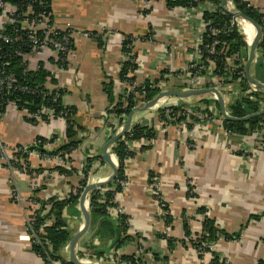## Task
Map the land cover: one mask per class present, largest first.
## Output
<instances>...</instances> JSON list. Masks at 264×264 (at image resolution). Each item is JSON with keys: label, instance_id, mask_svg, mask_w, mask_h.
I'll return each instance as SVG.
<instances>
[{"label": "crops", "instance_id": "crops-1", "mask_svg": "<svg viewBox=\"0 0 264 264\" xmlns=\"http://www.w3.org/2000/svg\"><path fill=\"white\" fill-rule=\"evenodd\" d=\"M246 1L264 9V0ZM143 5V0H51L55 22L63 29L77 32L67 68H59L53 57L44 65L64 90L62 103L76 108L74 130L80 144L70 154L71 167L81 170L88 158H97L87 185L105 181L113 173L110 165L98 158H102L105 144L115 135L109 126L113 116L107 110L113 105L106 84L114 82L113 94L118 99L122 88L113 76L123 59L124 38L132 37L133 50L141 55L138 73L134 75L136 81L160 79L161 83L170 78L169 86L175 84L178 90L186 86L182 71L193 59L190 46L203 30L200 13L177 7L178 14H174L166 4L157 1L151 3L152 16L146 17ZM88 31L97 32L101 40L80 34ZM246 43L249 47L247 40ZM248 51L249 48L244 53L245 60ZM261 57L257 49V60L250 71L264 84V72L260 73L262 77L253 73L254 66L264 68ZM170 63L178 71L177 76L167 74ZM48 82L53 83L51 76ZM229 94L225 99L228 114L230 106L242 96L240 84L236 83ZM211 95L186 98V102H215ZM203 102L208 110L222 114L220 105L217 108L215 103ZM173 103L175 99L168 102ZM161 104L135 114L132 121V126L154 129L156 138L125 141L129 156L124 161V175L129 185L116 201L127 217V236L133 239L118 248L121 255L129 258L141 248L145 264H200L199 256L187 241L185 223L191 236L199 234L204 225L199 210L204 208L219 229L240 234L236 240H218L215 251L222 258L230 264H264V123L257 133L250 135H228L224 126L215 122L199 125L195 121L191 128L182 130L158 122L155 116ZM260 104L263 108L264 102ZM28 117L25 110L8 107L0 119V140L13 148L31 146L42 138L50 140L53 151L69 143L65 118L34 124ZM114 159L118 162L117 156ZM29 163L32 169H42L34 178L22 171H12L0 161V264H43L32 250L26 231V211L31 208L26 200H64L79 185L78 176L66 177L55 171V159L32 154ZM155 179L160 197L170 208L171 224L166 223V211L160 209L152 193ZM188 180L192 181L191 195L197 197L188 194ZM14 189L22 202L12 198ZM108 212L118 222L120 217L113 207ZM64 217L74 237L84 225L80 198L65 210ZM99 223L92 221L91 216V226L76 246L80 257H99L116 248L118 238L120 241L119 233L100 238ZM70 241L61 250L66 260Z\"/></svg>", "mask_w": 264, "mask_h": 264}, {"label": "built area", "instance_id": "built-area-1", "mask_svg": "<svg viewBox=\"0 0 264 264\" xmlns=\"http://www.w3.org/2000/svg\"><path fill=\"white\" fill-rule=\"evenodd\" d=\"M157 1H161L166 4L170 12L178 14L177 7H169L167 4V0H143V9L146 17L149 15L150 17L152 16L150 13L151 3ZM191 1L198 2L199 0ZM250 6L252 5L249 3V7ZM218 8H220V5L218 6L210 1L201 2L198 4V6L195 7L185 8L188 11L200 13L203 22L202 33L197 36L193 44L190 46V49L193 51V59L190 60L188 67L184 71H182L183 73H185L184 75H186L184 76L186 78V86H184V88H182L181 90L175 88V84H171L169 86L168 82L171 80L169 78L168 80L162 81L160 83L159 93L167 92L170 90L189 91L199 90L203 88H216L222 93L224 99H226L230 95L229 93L233 92L234 85L236 83L240 84V76H245L244 69L243 71L241 70L246 62L244 56L238 54L234 56H228V45L225 42L219 40H215L212 44H204V34L208 29L212 30L210 28V23L208 21H205L203 18L204 12H215L218 11ZM227 8L229 11L234 13L239 11L232 0H228ZM261 11L264 12V9ZM184 19L186 20L187 17H185ZM243 22L245 21L242 19L232 17L231 26L237 25L240 27V29H242ZM223 32L227 33L228 29L225 28ZM93 33L94 32L88 31L81 32L80 34L87 38H95L96 36ZM149 33H151V31ZM213 33L216 34V32ZM76 34L77 32L73 29H63L55 22L51 3L47 0H0V105H5L6 110L10 106L18 108L19 103L17 98L9 101H5L3 100V98L8 95L17 94L18 92L27 94L38 93L43 95L44 99L48 98V103L43 102L39 106L38 111L35 113L26 111L29 116L28 118L35 120L34 124H37L38 122H48L49 120H53L56 117L64 118L65 115L62 112L60 113V115H56V105L63 98V88L57 83L48 82L44 84L43 89L33 90L31 87L25 84L18 83L16 77L17 75L15 73V67L16 65H18L17 67H20L22 69L23 74L32 71H38L40 69L46 70L44 65L45 61L48 60L49 57H53L59 68H62L60 66V63H68L70 56L74 52V37L76 36ZM242 34L244 35V33ZM108 36L110 38L111 34H108ZM125 40L126 38H124V41ZM262 40H264V29ZM130 47H132V52L130 54L123 55L120 67L113 76V79H115V81L118 82L120 88H122L119 96L125 94L127 91L133 92L136 87H139L143 84V82H138L136 80L132 83L124 82L119 78L123 62L125 60L134 62L137 65L140 63L141 55H138L134 52L133 42ZM248 54L249 51L247 53V58ZM170 56L173 57V54L170 53ZM219 62H223V65L225 62L227 71H225L224 73H219V70H217ZM170 64L171 66L168 67L167 74L169 76H177L178 71L174 69L173 63ZM137 73L138 70L136 72L129 73L127 77L132 78ZM50 76L52 78L54 75L50 73ZM172 82L174 83V81ZM248 85V90L243 92L244 96L252 101L260 102V97L263 94L262 90L257 86L250 84L249 82ZM202 98L203 97H201V100ZM214 98L216 100L215 96ZM171 99H175V103L168 104L169 100ZM123 101L125 102V98L123 99ZM186 101V98L181 99L177 97H167L161 99L154 107L156 108L162 102L161 106L157 108V115L155 116L158 122L165 126L176 125L182 130L189 129L190 126L194 125L195 121H197L199 125H207L211 122H215L221 123L223 126L225 118L222 114H217L212 110H208L207 108H205L202 102L187 103ZM161 113H163L162 117L160 115ZM3 114L4 113L0 112V119ZM112 116L113 119L110 120L109 126L111 134L114 135L123 128L124 123L120 124L118 118L115 115ZM224 130L228 135L237 134L225 128ZM46 141L47 142H42L41 140L37 139L33 144L34 146L43 145V149L45 150V152L42 153L38 150L30 151L29 148L33 145L16 146L10 148L0 140V161L8 169L12 171H22L32 178L35 177V173L37 172L27 171L30 163H26V161L23 159V155H27L28 157H30V155L36 154L45 159H55L58 163V166L70 168V162L65 160L62 153L53 154V150H51L50 147V140ZM110 153L113 157H116L115 154L112 153V149ZM29 168H31V165ZM79 175L82 176V173H79ZM188 184L190 186L189 191L190 188H192L191 192H193L192 181L188 180ZM118 185L122 190L115 195L113 210L116 216L121 217L122 215H124V211L121 205L117 203L116 199L118 195L123 193L129 185V182L125 175L124 178L118 180ZM114 188L115 187L112 188L108 186L100 190H102V194H104L108 190H114ZM84 189L82 190L80 195H82ZM151 190L157 200L160 209L166 211V215H171L170 208L158 193V181L156 179L152 180ZM71 193H73L74 195L78 194L77 190L75 189H73ZM11 196L15 200H20L22 202V199L15 189L12 191ZM26 201L31 205V208L26 211L25 227L30 237L32 250L35 246L43 247L44 244L49 245L48 242L45 243L43 241V236L45 235V228L51 226L54 223V219L49 218L45 220L44 223L41 224V226L36 228V215L41 205L32 198H28ZM87 204L90 209V195L87 198ZM203 216L204 220L206 216L209 217L208 212L206 214L203 213ZM203 233L204 231L202 230L199 234L187 238V241L192 246L193 250L197 253L199 258L200 256H202V258H200V264H209L212 260L211 252L215 251V244L207 245L205 243H202V248H195V244L201 243ZM166 238L168 237L166 236ZM205 246H209L210 252H207L203 249V247ZM36 254L41 258L43 264H63L62 261L54 259L47 251H45V256L40 253ZM77 256L81 262L85 263L132 264L124 259L120 251L116 248L109 250L99 257ZM130 257H132L134 260L133 264H145L144 251L141 248H138L135 254ZM223 260L224 264H230L228 259L223 258ZM67 263H70L69 257L67 259Z\"/></svg>", "mask_w": 264, "mask_h": 264}, {"label": "trees", "instance_id": "trees-1", "mask_svg": "<svg viewBox=\"0 0 264 264\" xmlns=\"http://www.w3.org/2000/svg\"><path fill=\"white\" fill-rule=\"evenodd\" d=\"M51 3V0H47ZM204 1H210L216 5H220L221 0H199L198 2H193L191 0H167V4L169 7H181V8H189V7H195L198 6L199 3ZM234 4L236 5V8L245 14L247 17L255 21L259 26H261L262 29H264V12L261 10L250 6L249 3L245 0H232ZM205 21H208L210 23V29L206 31L204 34V44H212L215 40H219L222 42H225L228 45V56H234V55H243L245 51L248 49V45L245 40V36L241 33V29L239 26H231L232 17L225 13L223 10L218 8V11L215 12H204L203 16ZM228 29L227 33H224V29ZM213 32H216L214 34ZM96 36V39L101 40V35H98L97 32L93 33ZM133 38L132 37H126V40L123 44V53L124 54H130L132 52V45ZM258 52L261 53V65L264 66V40H262L258 46ZM15 67V73L17 77V81L20 84H25L29 87H31L33 90H41L44 87V84L47 82L48 78L50 77V73L46 70L40 69L38 71H32L28 72L26 74H23V71L20 67ZM60 66L62 68H67L68 63L62 62L60 63ZM139 66L135 64L134 62L125 60L123 62V66L119 75V78L121 81L124 82H135V77L128 78L127 75L129 73L136 72L138 70ZM244 67L241 68L243 71ZM219 73H224L227 71V68L225 67V62L223 65L222 63H218ZM52 82L55 83L56 80L54 78H51ZM240 88L242 92H245L248 90V81L245 76H240ZM159 83L160 79H154V80H145L143 84L139 87H136L133 92L127 91L125 94L119 96L118 99H115L113 94V87L114 82L111 80L108 84H106V92L110 99V105L113 107L109 108L107 110L108 115H115L119 123H124L133 108L139 106L141 102H148L154 99L158 93H159ZM62 94L64 95V90H62ZM127 94V95H126ZM14 98H17L18 100V109L25 110L30 113H35L38 111L39 106L43 102H47V99L43 98V95L35 93V94H27L23 92H18L14 95H8L3 98L5 101L12 100ZM125 98V102L123 99ZM260 101L264 102V93L260 97ZM45 100V101H44ZM2 102V101H1ZM203 102V101H202ZM205 104L209 103H215L217 108L219 106L217 100L215 102L205 101ZM261 109V104L258 101H252L249 98L245 96H241L235 104L230 106L229 111L230 115L236 118H243L250 114L257 113ZM176 110V109H175ZM6 111L5 105H0V112L4 113ZM64 113V118L67 122V137L69 139V143L65 144L58 150L53 151V154H60L64 156L65 160L68 162L70 161V154L73 150H75L80 142L76 139L77 138V132L74 130L76 123L74 121V115L76 113V108L72 106H65L62 103V99L58 102L56 105V115H60V113ZM67 112V113H66ZM162 112V111H160ZM161 113V117H162ZM164 118V116H163ZM28 120L32 123L35 122L33 119ZM181 121V120H177ZM264 123V115L260 117H255L247 122H232L228 120H224L223 126L227 130H231L237 134L240 135H250L253 133H257L258 130L262 128V124ZM190 126L189 128H191ZM147 138V139H153L156 138V132L154 129L148 126H142L134 124L130 131L127 133V135L116 142V144L112 147V153L115 154L118 158L119 162V174L117 176V180L109 187H115L114 190H108L104 194H102V190L97 189L93 191L90 194V212L92 216V221L100 222L99 228L97 231V234L100 238L104 239L107 235H114L116 233L120 234V241L115 244L116 249L122 247L127 241H131L133 238L131 236H127V217L125 215H122L118 222L113 221L110 218L108 208L113 207L114 205V198L116 193L120 192L122 189L118 185V180L124 178V161L127 156H129V152L127 149V146L125 144L126 139H140V138ZM42 142H47L45 139L39 138ZM30 151H41L42 153L45 152L43 149V145L38 146H31ZM23 159L28 162L29 164V157L27 155H23ZM98 159L102 158L99 157ZM97 163V158H88L86 165L81 169H77L75 167L70 168H64L62 166H57L55 171L59 172L60 174L71 177V176H78L80 178L79 185L75 188L77 190L78 194L74 195L71 193L68 198H65L64 200H60L57 198H50L46 201H38L40 203L41 207L37 211L36 215V228L41 226V224L44 223L45 220L49 218L54 219V223L45 228V235L43 236V241L45 243H49V245L44 244L43 247L41 246H35L33 248V251L35 253H40L43 256H45V251H47L54 259L60 260L63 262V264H70L67 263V260L61 256V250L65 244H67L72 239V232L68 228V224L66 222V219L64 217L65 210L78 202V199L80 198V193L82 190L87 186L88 178L90 173L92 172L93 168L95 167ZM30 167V164H29ZM27 169L28 172H41L42 169ZM79 173H82V176L79 175ZM191 189L188 192L190 196L197 197V194L191 195ZM200 212L206 214L207 211L204 208H200ZM173 221L172 215L168 214L166 215V223L171 224ZM186 226V237L189 238L191 236V233L188 229L187 222L185 223ZM203 237L201 239V243L195 244V248H202V243H205L207 245L211 244L214 245L218 242L219 239H224L227 241L236 240L240 237L239 233L236 234H229L224 230L219 229L217 226H215L214 221L209 218L208 216L205 217L204 220V226H203ZM166 238V236H164ZM169 239V243H173V240ZM203 249L207 252H210L209 246L203 247ZM212 260L209 264H224L223 258L216 252L212 251ZM202 258V256H200ZM130 263H134V260L132 257L125 258Z\"/></svg>", "mask_w": 264, "mask_h": 264}, {"label": "water", "instance_id": "water-1", "mask_svg": "<svg viewBox=\"0 0 264 264\" xmlns=\"http://www.w3.org/2000/svg\"><path fill=\"white\" fill-rule=\"evenodd\" d=\"M227 4H228V0H221V3H220L221 10H223L225 13H227L231 17L242 19L246 22L251 23L253 25V27L255 28L254 39L252 40L251 43H249V47H250L249 48V54H248V58H247L245 65H244V71H245V76H246L247 81L250 84H253V85L257 86L258 88H260L262 90V92L264 93V84L262 82L258 81L257 79H255L252 76L251 71H250L252 64L257 60V49H258L260 42L263 39V29L255 21H253L252 19L247 17L242 12L238 11V12L234 13V12L229 11L227 8ZM208 94L215 95L216 100H217L218 104L220 105L222 115L228 121L247 122V121H249L255 117H260V116L264 115V106H263V108L257 113L250 114V115L243 117V118L233 117L232 115L228 114V112H227L224 96L216 88H203V89H199V90H189V91L170 90L167 92H161L151 101L143 102L139 106L133 108V110L129 114L126 122L124 123L123 128L117 134H115L114 136H112L110 138V140L105 144V146L102 150V159L106 163H108L110 165V167L112 168V171H113L112 175L105 181L88 184L85 187V189H84V191L80 197V208H81V211H82V214L84 217V225L74 235V237L70 241L69 262L71 264H94V263L81 262L77 256V252H76V246H77L78 242L88 232V230L91 226V212H90V209H89L88 204H87V198L93 191H95L97 189H102L104 187L111 186L115 182V180L119 174V165H118V162L115 161V159L112 156V154L110 153V151H111L112 147L116 144V142L123 139L127 135V133L129 132V130L132 126V121H133L134 115L137 113H140V112H145L151 108H154L158 104V102L163 98L177 97V98L185 99V98H191L194 96H203V95H208ZM119 236L120 235L118 234V237ZM116 242H119V238H118V240H116Z\"/></svg>", "mask_w": 264, "mask_h": 264}, {"label": "bare ground", "instance_id": "bare-ground-1", "mask_svg": "<svg viewBox=\"0 0 264 264\" xmlns=\"http://www.w3.org/2000/svg\"><path fill=\"white\" fill-rule=\"evenodd\" d=\"M242 24H243L242 26L243 33L246 36L248 43H251L255 36V28L251 23L246 21L243 22Z\"/></svg>", "mask_w": 264, "mask_h": 264}, {"label": "rangeland", "instance_id": "rangeland-1", "mask_svg": "<svg viewBox=\"0 0 264 264\" xmlns=\"http://www.w3.org/2000/svg\"><path fill=\"white\" fill-rule=\"evenodd\" d=\"M241 31H242V29H241ZM242 33H243V31H242ZM244 36H245V35H244ZM245 38H246V37H245ZM257 68H258V67H257ZM257 68H256L255 66L253 67V69L255 70V72H254V70H253V73H256V74L258 73V74H259V77H262V75H261L260 73H263V72H264V68H262V67H261V68H258V69H257ZM211 96L214 97L215 95L212 94ZM242 96H244L243 92H242ZM261 109H262V108H261ZM261 109H260V110H261Z\"/></svg>", "mask_w": 264, "mask_h": 264}]
</instances>
